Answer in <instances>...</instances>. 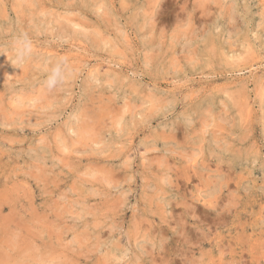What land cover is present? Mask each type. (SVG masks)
<instances>
[{"label": "rangeland", "instance_id": "obj_1", "mask_svg": "<svg viewBox=\"0 0 264 264\" xmlns=\"http://www.w3.org/2000/svg\"><path fill=\"white\" fill-rule=\"evenodd\" d=\"M0 52V264H264V0H0Z\"/></svg>", "mask_w": 264, "mask_h": 264}, {"label": "clouds", "instance_id": "obj_2", "mask_svg": "<svg viewBox=\"0 0 264 264\" xmlns=\"http://www.w3.org/2000/svg\"><path fill=\"white\" fill-rule=\"evenodd\" d=\"M11 60L16 66H22L28 62L33 55V42L27 33L18 34L11 44ZM0 54H3L0 52ZM66 57H60L49 64L45 69V79L42 88L51 92L63 85L72 74Z\"/></svg>", "mask_w": 264, "mask_h": 264}]
</instances>
